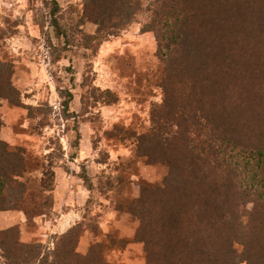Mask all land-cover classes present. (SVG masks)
Returning <instances> with one entry per match:
<instances>
[{
    "label": "trees",
    "instance_id": "16d2710c",
    "mask_svg": "<svg viewBox=\"0 0 264 264\" xmlns=\"http://www.w3.org/2000/svg\"><path fill=\"white\" fill-rule=\"evenodd\" d=\"M129 9L142 11V0H86L82 21L97 24L86 46L96 51L126 29ZM149 10L142 30L155 34L160 52L181 53L165 67L149 128L127 135L138 156L177 174L164 186L142 184L129 205L146 264H264V0H151ZM92 93L117 101L110 89ZM21 95L11 69L0 70V108L3 99L23 104ZM26 168L0 137V210ZM84 230L75 222L49 246L22 241L17 225L0 228L3 262L112 264L100 243L78 250Z\"/></svg>",
    "mask_w": 264,
    "mask_h": 264
},
{
    "label": "rangeland",
    "instance_id": "374dc122",
    "mask_svg": "<svg viewBox=\"0 0 264 264\" xmlns=\"http://www.w3.org/2000/svg\"><path fill=\"white\" fill-rule=\"evenodd\" d=\"M85 3L0 0V70L11 69L23 101L2 100L0 137L27 166L6 190L0 228L17 225L22 241L51 246L83 221L81 253L100 243L112 264H146L136 238L140 218L129 205L142 184L164 186L177 174L138 156L127 135L149 128L151 108L163 99L165 67L181 52H160L155 34L142 30L151 0H142V11H126L128 26L119 35L88 48L97 24L82 21ZM94 87L110 89L117 101L95 98Z\"/></svg>",
    "mask_w": 264,
    "mask_h": 264
}]
</instances>
